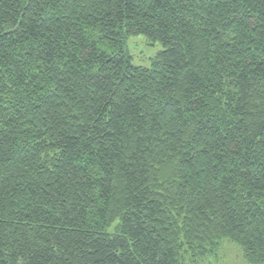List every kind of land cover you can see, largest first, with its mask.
Instances as JSON below:
<instances>
[{"label":"trees","instance_id":"obj_1","mask_svg":"<svg viewBox=\"0 0 264 264\" xmlns=\"http://www.w3.org/2000/svg\"><path fill=\"white\" fill-rule=\"evenodd\" d=\"M225 241L264 264V0H0V264Z\"/></svg>","mask_w":264,"mask_h":264},{"label":"rangeland","instance_id":"obj_2","mask_svg":"<svg viewBox=\"0 0 264 264\" xmlns=\"http://www.w3.org/2000/svg\"><path fill=\"white\" fill-rule=\"evenodd\" d=\"M125 49L132 57L133 64L137 66H148L151 59L161 50L160 42H151L145 36L130 37ZM203 264H249L239 245L225 241L215 257L203 261Z\"/></svg>","mask_w":264,"mask_h":264}]
</instances>
